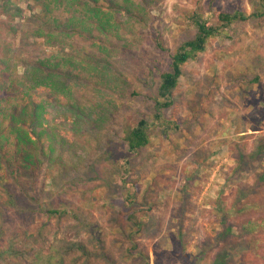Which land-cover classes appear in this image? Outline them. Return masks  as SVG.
<instances>
[{
	"label": "rangeland",
	"instance_id": "1",
	"mask_svg": "<svg viewBox=\"0 0 264 264\" xmlns=\"http://www.w3.org/2000/svg\"><path fill=\"white\" fill-rule=\"evenodd\" d=\"M196 20L219 33L158 110ZM28 71L60 83L32 79L51 137L30 163L4 116L23 103L0 95V156L21 164L0 169V264H264V0H0V83Z\"/></svg>",
	"mask_w": 264,
	"mask_h": 264
},
{
	"label": "trees",
	"instance_id": "2",
	"mask_svg": "<svg viewBox=\"0 0 264 264\" xmlns=\"http://www.w3.org/2000/svg\"><path fill=\"white\" fill-rule=\"evenodd\" d=\"M243 19H246V15L241 10L221 12L218 14V20L224 25H229L233 21ZM195 24L197 28L195 36L192 39L184 41L179 46L177 51L172 55L171 69L163 71L160 75V83L158 86L159 99L156 100V107L158 110L172 105V90L178 85L179 77L182 74L181 65L188 59L195 58L198 53L204 51L208 40L218 34L220 30L217 24L208 25L206 21L202 20H196ZM41 75L42 76L35 77L34 79L32 77L35 76V74L29 71L24 73L22 79L9 78V76L4 75L7 80L5 79L3 80L4 82L0 83L2 87L0 95H2L5 100H21L23 103L22 110L19 114L12 110V113H5L4 116L7 117L8 122H15L10 124L8 129L14 135L17 149L19 151L21 150V158L24 163H30L33 158H35L33 157L31 149H38L39 158L45 154L46 149H50L44 146H38L35 142L43 136L49 139L51 135L45 128L43 122L41 111L43 101L39 102L38 98L32 94L30 85L32 79L35 81L36 85L40 84L42 87H50L52 84H59L60 82L57 80H50L48 76L44 74ZM6 88H9V92L5 90ZM15 93L21 94L17 97ZM146 126L147 122L142 118L134 128L125 134L124 141L130 150L136 151L148 143L149 139ZM0 137L2 141L6 142L8 135L2 133ZM31 137H34L36 140L31 141ZM0 159L1 162L3 161V164H0V169L6 171L3 178L10 177L18 182L17 172L19 173V166L21 164L14 158L12 166L10 158L4 155H1ZM262 178H264V173L261 174L260 179ZM244 193L245 192L241 190V192L238 193L239 196L237 199L239 200L241 197H244ZM131 215H133V212L128 214V216Z\"/></svg>",
	"mask_w": 264,
	"mask_h": 264
}]
</instances>
